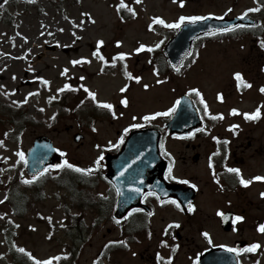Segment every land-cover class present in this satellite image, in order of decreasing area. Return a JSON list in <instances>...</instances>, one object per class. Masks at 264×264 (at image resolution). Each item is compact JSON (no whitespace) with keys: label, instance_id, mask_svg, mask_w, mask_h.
Listing matches in <instances>:
<instances>
[{"label":"rangeland","instance_id":"1","mask_svg":"<svg viewBox=\"0 0 264 264\" xmlns=\"http://www.w3.org/2000/svg\"><path fill=\"white\" fill-rule=\"evenodd\" d=\"M119 2L120 0H8L7 4L0 3L3 5L0 8V69H3L0 71V85H3L0 88V141H3L0 144V264H15L12 250L18 251L21 247L38 259L54 255L64 258L70 250L65 244L69 236L64 230L67 218L62 208L63 201L68 199V190L58 191L53 181L44 178L40 180L43 198L33 204L29 203L27 207L22 204V195L31 198L33 190L23 182V179L31 178L17 152L23 151L26 156L37 135L51 136L70 163L89 168L104 151V145H109V141L114 142L118 137L117 130L143 122L140 119L143 115L166 111L175 104L179 94L189 92L192 88L200 91L212 115L223 117L217 130L226 131L228 125L238 124L244 130L243 136L249 131V137L253 135L259 138L264 133V112H261L263 120L259 124L246 122L240 116L241 113L264 107V93L260 91L264 86V66L257 63L261 59L264 63V47H261L264 30L263 39L260 40L244 35L241 39L203 41V46L197 49L199 54L189 60L187 69L167 76L154 74V67L149 64L151 52L147 49L135 52L141 43L151 46L161 40L162 49L173 36L169 31H156L155 25L149 29L148 25L154 16H160L167 22H173L182 15L204 16L209 13L232 18L246 13L249 8L259 9L256 0H185L183 7L179 0H141L139 4L135 0H125L126 4L135 9L136 15L124 21L119 18L116 10ZM262 24L264 26V22ZM99 40L104 41L99 47V55H103L113 68L109 74L102 72L104 61L92 55ZM118 40L121 41L119 46L116 44ZM46 45H57L59 48L51 51ZM77 45L80 49L70 54L61 50L66 46ZM119 52L130 53L123 61L117 60L124 62L134 76L141 77L139 82L133 80L132 84L127 85V90L123 93L120 89L125 87L126 77L120 74L121 66L117 60L115 64L111 62ZM82 57L86 60L77 65L72 64L73 60ZM64 69L68 71L61 75ZM236 72L242 74L239 85L234 77ZM37 77H42L49 83L45 85ZM81 77L84 79H80ZM78 79L82 81L84 88L97 94V101L114 104L116 115L109 117L100 113L96 114L95 120H89L92 107L88 104L82 106L77 98L69 97L66 109L62 107L59 110L62 95L68 90H57L65 84L76 88L78 84L73 85L72 82ZM26 80L31 83L26 84ZM157 80L163 82L157 84ZM144 84L149 87L145 89ZM249 84L251 87L247 86ZM5 92H8L7 96L4 95ZM30 92L33 93L32 96L28 95ZM219 95L223 96L222 100L218 98ZM51 97L56 99H50ZM125 97L128 99L127 106L120 103ZM25 99L27 102L19 106L15 103ZM236 108L240 113L233 115L232 110ZM133 117L137 119L133 120ZM159 121L153 119L154 123L158 124ZM93 127L96 131L92 130ZM76 132L85 134L81 143L74 141ZM167 142V148L175 158L182 153H191L192 149H188L187 142L183 140L170 138ZM206 148L204 145L200 149L203 157L199 162L184 163L178 160L174 172L205 179ZM245 161L248 169L258 165L250 157ZM50 172L57 174L55 170ZM102 186L100 184L94 188V193L103 191ZM258 189L254 185L250 191L256 199ZM199 196L200 211L197 218L202 222L204 215L217 207L215 205H218L219 200L216 198L220 196L213 195L210 188ZM257 205L259 209L264 206V202ZM21 206L24 207V216L16 214ZM256 214L259 215L260 211ZM48 218H51L50 221ZM163 218L166 222L176 220L185 223L187 220L174 207L162 210L152 219L154 221L150 238L132 244L127 251L112 253L113 258L109 264H146L142 254L155 255V261L147 264H166L168 257L172 258L171 261L175 259V264H192L196 257L194 251L197 250L194 244L176 248L175 255L172 247L161 246L165 239L161 234L165 223ZM88 223L91 225V220ZM197 226L198 224L189 222L182 231L183 243H186L187 236L203 246ZM108 227H113V224L104 219L100 227L91 231L92 235L85 234L86 241L81 247L78 264H94L104 244L122 238V233L117 230L107 232ZM242 235L257 240L255 243L261 245L254 252L253 259L243 260L244 263L264 264V233L258 231L257 226L245 230ZM157 253L164 260H158Z\"/></svg>","mask_w":264,"mask_h":264},{"label":"flooded vegetation","instance_id":"2","mask_svg":"<svg viewBox=\"0 0 264 264\" xmlns=\"http://www.w3.org/2000/svg\"><path fill=\"white\" fill-rule=\"evenodd\" d=\"M260 61V60H259ZM257 61V63H259ZM254 63V62H252ZM264 102V101H262ZM264 107L260 108L261 112H264ZM243 119V118H242ZM244 120V119H243ZM263 117L260 116L258 119L255 120H244L248 121L251 124H259L262 122ZM168 122L167 118H164V124ZM211 124L214 125L212 128L213 131L210 133H203L201 131H194V135L187 136L185 138L186 141H188V145L186 146L188 149H192L191 153H182V155L178 158H174L172 156V153L169 152L168 149L164 148L162 149L163 153V160L165 161L166 171L164 173V180L172 184L173 182H182L184 180L190 181L189 184L185 185H191L195 184L198 188L197 197L195 199V203L193 205L195 206L194 211L188 212L186 216V222L180 225L179 228L173 226L172 228H167L169 224H176V220H168L167 222L162 219V221H165L163 227L161 228V234L164 235L165 238H175L177 237L179 240L182 239V234L180 233L181 237H178V233L180 231H184V229L189 225V222L193 224H198L197 230L199 234L200 241H202L203 246H200V243L196 242L194 238H189L186 236L185 241L186 243H180V245L183 246H192L194 244L195 248L197 249V252H201L204 249H208L209 247L217 246L220 244H223L227 247H233L237 245L238 241H241L242 239L247 241V246L251 243H253V240L247 237H243L242 233L247 229L255 228L257 224L262 222V219L264 218V206L257 209V204L261 205V202H264V197L261 196V193L264 192V181H253L252 184L245 187L239 184V178L234 173H229L227 171L228 167H236L241 169V175L245 179H251L253 176L260 175L264 176V141L262 139L264 138V133L259 137H254L253 135H250L248 132L245 136H243L244 130L239 127L238 124H230L226 128V131H220L218 129V122L215 121V118L211 120ZM237 125L238 127L233 129L232 126ZM129 125H126L124 128H128ZM143 127V126H142ZM255 127V126H254ZM117 130L116 133H118V137L112 142L113 144H116L119 141L120 136L124 137L123 143L118 144L117 147H109L105 148L103 151L104 159L101 162L102 167L101 175H102V182L101 185L103 188V199L105 200V211H107V218L108 222L113 224L114 230H120L121 223L124 222L125 228H132V231L135 232V235L139 236L141 233L142 228H147L149 232L153 230V217L157 216L159 213L162 212V210H168L170 207H174L180 212H182V208H177L176 205L172 204L170 201L173 199H165V203L162 205L160 204L161 198L159 196H142L141 200L144 206H133L129 208V211L133 208H140L143 209L142 212H135L131 216L126 215L127 219L125 217L120 220V223L117 224L114 219V213L116 212L117 203H118V192L117 190L119 188L127 190L128 195V184L133 183L135 186H139L141 188H149L150 185L157 186L158 183V176H157V169L158 166L155 163H149L150 165L143 164V168L146 170H138L137 172L130 171L131 169H134V166H130V163L127 162L126 165L118 166L117 165V157L116 155L120 153L124 142L127 138V136L130 134L131 130H134L136 128H129V131L125 133L123 130ZM253 129V128H252ZM258 129V128H254ZM213 137H216L217 139H213ZM199 141V142H197ZM203 141V142H201ZM227 141V143H225ZM246 141V142H245ZM195 142V143H194ZM194 143V144H193ZM165 144V143H164ZM206 145V150L208 151L207 154H204V157L206 158V173L207 176L205 179H201L197 176L190 175L189 178H187L185 175L183 177L178 174H174L173 169L177 165L176 161L180 160L184 163H188L189 161H195L199 162L203 155L202 151L200 149ZM219 150V151H218ZM218 151L217 155H213V153H216ZM167 152L169 155H165L164 153ZM199 154L198 159H194L195 154ZM209 157L212 158V167H209ZM252 158L258 162L257 166L252 167L251 169L247 168L246 165V159ZM169 166L172 168V176L176 177V179L172 178H166V173L168 172ZM262 166V167H261ZM126 171L129 172L132 177L130 181L128 182V176L124 177L126 175L121 176L120 172ZM119 171V172H118ZM128 173V174H129ZM143 175V176H142ZM121 177V178H120ZM139 177V178H138ZM143 178V184H140V179ZM219 181V182H217ZM204 184V185H203ZM210 187H205V186ZM256 185L259 189L257 191L256 197L253 194H250V191L252 190L253 186ZM210 188L211 192L215 196H220V198H216V200H219L218 205L216 208H213V211L207 212L203 217V210H202V217L203 220L197 218V213L200 211L198 207V197L199 195L204 193L206 189ZM120 190V189H119ZM105 197L107 199H105ZM163 200V199H162ZM259 200V201H258ZM137 199L134 198L131 200L132 204H135ZM234 212V217L236 215H242L245 219L243 221L237 222L235 225H233V229L230 231L225 230L222 227V217L218 215V212ZM256 211V212H255ZM260 211V214L257 215L256 213ZM255 212V213H254ZM151 213V215H149ZM110 215H112L110 217ZM263 217V218H262ZM118 225V226H117ZM167 229V231H165ZM235 229V230H234ZM204 232H208L209 236L211 238L212 243L208 242V238H205L203 236ZM152 233V232H151ZM228 235V236H227ZM145 239V238H144ZM143 239V240H144ZM190 239V241H189ZM165 244L168 245L169 242L165 240ZM190 244V245H189ZM170 246V244H169ZM246 246V247H247ZM195 252V251H194ZM154 255H149L146 257L144 254H142V258H144L146 261H153ZM245 257H250V255L246 252L240 253L239 261L243 260ZM171 264H174L172 262ZM240 264H242V261H240Z\"/></svg>","mask_w":264,"mask_h":264},{"label":"snow or ice","instance_id":"3","mask_svg":"<svg viewBox=\"0 0 264 264\" xmlns=\"http://www.w3.org/2000/svg\"><path fill=\"white\" fill-rule=\"evenodd\" d=\"M29 2H33V0H29ZM135 2L137 4H139L141 2V0H135ZM8 3V0H4V4H7ZM179 3H180V6L183 7L184 6V3H185V0H179ZM0 8H3V5L0 4ZM116 10L119 12L120 10H126L128 13H131L133 16L136 15V11L134 8L130 7L128 4L125 3V0H120L119 4L116 5ZM229 12L231 11V9L228 10ZM255 11H259L258 8H249L247 10V12H255ZM247 12L242 14V15H247ZM87 15V14H85ZM211 17V14H209V16H203V15H182L180 16L177 20H174L173 22H167L164 18L160 17V16H154L152 18V22L151 24L148 25L149 29H152V26L153 25H162L164 26L165 28H168V29H180L186 22L187 23H190V24H195L197 23L198 21H203V20H206V19H209ZM124 17L121 16V19H123ZM218 19H222V17H217ZM94 22V21H93ZM235 27H239V28H243V27H246L245 25H235V26H231V27H220V28H216L215 29V32L213 31H208V32H205V35H214L215 33H224V32H229L231 30H233V28ZM26 39V37H25ZM104 44V41L103 40H99L97 42V49L96 51H94L92 53L93 56H98V58L102 61H104L106 64L108 63L107 60H105L104 56L103 55H99V47L101 45ZM116 44L117 46H119L121 44V41H116ZM161 44H163V40H161L160 42L154 44V45H145L143 43L139 44V46L135 49V52L139 53L141 52L142 50L144 49H147V51L149 52H152L154 49H158L161 47ZM261 47H264V42H261ZM127 55H130V53H125V52H119L117 54L116 57H113L111 62L112 64H115L116 63V60L117 58L121 61H123L125 59V57ZM187 55L191 56L193 55L192 52H189L187 53ZM86 58H81L79 60H73L72 61V64L73 65H77V64H80L82 63L83 61H85ZM173 68L176 70V71H180V67L178 65H175L173 64L172 65ZM0 71H3V69H0ZM68 70L67 69H64V72L61 73V75H64ZM154 72H156L157 75H159V72L156 70V69H153ZM125 74L128 76L129 79H132V80H135L136 82H139L141 80V77L139 75H133L131 72H128L127 71V67L125 65ZM234 77H235V80L238 82V85L240 82H242V74L240 72H236L234 73ZM15 78V77H13ZM37 79H41L43 80V83L45 85H47L49 82L46 80V79H43L42 77H37ZM80 79H84V77H81ZM163 81L161 80H157L156 83L159 84V83H162ZM248 87H251V85H247ZM3 85H0V88H2ZM143 87L145 89H147L149 87L148 84H144ZM71 88V85L69 84H65L63 86V88L61 89H58L57 91H64L65 89H70ZM127 90V85H125V87H122L120 89V92H125ZM14 91V90H13ZM85 91L87 92V95L88 97H90L93 101H96V96L97 94L93 91H90L88 90L87 88H85ZM190 91V94H195L196 96L200 97V103L201 104H204V112L206 114H208V106L206 103H204V100H203V97L201 96V93L198 89L196 88H192L189 90ZM260 91L261 92H264V86H262L260 88ZM4 95H8V92H5ZM29 96H32L33 93H28ZM219 99H223V96L222 95H219L218 97ZM50 99H56V97H51ZM27 102V99L25 100H22V101H19V102H15L17 104V106H19V104H22V103H26ZM84 101H81V104H83ZM96 103L98 104V106L100 107H103L105 109H108V110H112L113 109V104L111 103H107V102H100V101H96ZM121 104H123L124 106H127L128 105V99L127 97L123 98L121 101H120ZM181 103L180 100H177L175 102V104H173L172 107H169L166 111H163V112H154V113H151V114H147V115H143L142 117H140V119H142L143 121H151L153 120L155 117H159V116H164V117H168V116H171L173 113L176 112L177 110V106ZM42 110V109H41ZM233 114H235L237 112L236 109H233L232 110ZM112 115L115 116L116 113L115 111L112 112ZM122 115V113H121ZM245 119H248V120H255V119H258L261 115V111L259 108H257L254 112H251V113H244L243 114ZM215 118V117H213ZM222 118V117H221ZM137 119V117H133V120ZM143 125L139 124V123H133L131 125H129L128 128H124V132L127 133L129 131V128H140L142 127ZM238 126L237 125H233L232 128L235 129L237 128ZM93 131H96L95 127H93L92 129ZM196 131H201V129H197ZM5 135H7V133H5ZM188 136H192L194 135V133L192 132H189L187 133ZM213 139H217L216 137H213ZM124 141V137L123 136H120L119 138V141L116 143V144H113L111 141L108 142L109 146L111 147H117L118 144L120 143H123ZM225 143H227V141H225ZM0 144H3V141H0ZM97 147H100L99 145H97ZM161 149L164 148V145L163 143H161L160 145ZM57 152L60 153L61 156H65L66 154L64 152H62L60 149H56ZM219 151V150H218ZM218 151L216 153H213V155H217L218 154ZM165 155H169V153L165 152L164 153ZM17 155L19 157V159L21 161H24V163H27V160L25 158V154L23 151H20V152H17ZM104 159V155L103 153H101L100 155H98L94 161V164L92 167H89V168H83V167H79L73 163H70L67 159H64L61 163H55V164H49L46 168H44L43 170L41 171H38L36 173H34L31 177V179H23V182L26 183V184H30L32 183L33 181H36L38 178L42 177L45 173H48L50 170H55V169H63V168H68V169H72L74 170L75 172H78V173H84V174H90L92 173L93 171L99 169L102 167V164L101 162L103 161ZM137 159H139V157H137ZM209 167L211 168L212 167V158L209 157ZM227 171L229 173H234L238 178H239V184L242 185V186H249L250 184L253 183V181H264V176H260V175H256V176H253L251 179H245L242 175H241V169L239 168H236V167H228L227 168ZM120 175L123 176L124 175V172L121 171L120 172ZM21 177L23 178V173H21ZM166 178H172V179H176V177L172 176V168L171 166H169V169H168V172L166 173ZM143 178L141 177L140 179V184H143ZM219 182V181H217ZM184 184H189L190 181L188 180H184L183 181ZM191 187L192 188H196L197 186L195 184H191ZM118 194L120 196H124L125 193L123 191H120L119 189L117 190ZM142 195V196H157V193L156 191L154 190H149L148 192H144L143 188L139 187V186H135V184L133 183H129L128 184V195L126 197V200H125V203H127L128 201H130L131 199L134 198L135 195ZM102 195V194H101ZM261 196L264 197V192L261 193ZM7 197H5L6 199ZM105 199H107L105 197ZM2 202V201H0ZM172 204L176 205L177 208H180V203L173 199L170 201ZM165 203V200H160V204H164ZM194 208L195 206L192 204L191 201L188 202L187 204V210L188 212H192L194 211ZM183 211V209H181ZM143 209H140V208H133L131 209L129 212H128V216H131L133 213L135 212H142ZM149 215H151V213H149ZM218 215H220L221 217H223L225 220L228 219V217H226L224 215L223 212H218ZM49 221L51 218H48ZM114 219H116L114 217ZM125 219H127V217H125ZM245 218L242 216V215H236L234 218H232V224L235 225L237 222L239 221H243ZM116 223L119 224L120 223V220L119 219H116ZM173 226L179 228L180 225L178 223L176 224H169L167 226V228H172ZM32 227V226H30ZM235 230V229H234ZM167 231V229L165 230ZM258 231H260L261 233H264V223H261L258 225ZM203 236L205 238H208V242L209 243H212L211 241V238L209 236V233L208 232H204L203 233ZM109 243H125L124 241H110ZM164 243V242H162ZM220 247L222 248H226V250L228 252H232V253H236L237 255L241 252H249V253H252V252H256L257 249H259L261 247V245L259 243H251L247 246V248H234V247H226L225 245H220ZM175 250V249H173ZM19 252L21 253H26V250L21 247L18 249ZM26 255L34 262V264H54V262H57V261H60L61 260V256L60 255H54V256H51L47 259H38L36 256H34L31 252H27ZM157 259L158 260H164V257L160 256L159 253H157ZM171 257H168V260L166 262V264H171ZM198 259V257H197Z\"/></svg>","mask_w":264,"mask_h":264},{"label":"water","instance_id":"4","mask_svg":"<svg viewBox=\"0 0 264 264\" xmlns=\"http://www.w3.org/2000/svg\"><path fill=\"white\" fill-rule=\"evenodd\" d=\"M239 22L249 23L250 20L245 17H236L232 20L225 18L218 19L211 15L209 19L198 21L195 24L187 23L180 28L177 36L167 45L166 51L169 53L172 62L178 65L181 59L189 53L195 37L199 36V34L215 31L216 28L220 27H231ZM180 101L181 103L178 105L179 110L173 115L172 120L167 125L171 133L181 134L188 132L190 128L201 123L198 118V110L194 106L192 98L183 96ZM82 137L83 134H76L75 140L79 142ZM160 137V132L152 128L134 131L127 139L123 150L119 153L117 165L122 166L129 162L130 166L135 167L130 170L131 174L138 170H141V172L142 170L148 171L142 166L149 162L152 163L159 158ZM56 149L53 145V140L49 136H38L27 153L26 170H28V173L32 176L34 173L46 168L49 164L61 163L63 158ZM123 172L125 175L126 171ZM184 191L185 189L181 186L175 185L172 195L178 197L184 205H187L189 201L186 198L190 196L188 198L193 199L195 196L190 190L185 193ZM216 251H220V249ZM200 264H237V261H235V257L232 254L229 255L225 252L215 254V251L209 250L201 256Z\"/></svg>","mask_w":264,"mask_h":264},{"label":"trees","instance_id":"5","mask_svg":"<svg viewBox=\"0 0 264 264\" xmlns=\"http://www.w3.org/2000/svg\"><path fill=\"white\" fill-rule=\"evenodd\" d=\"M72 169H68V168H63L61 169V175L55 176L57 185L61 188L62 186L65 185L63 180H69L70 178L74 179V181L77 183L78 187H82L83 186V181L81 179V175H83L84 173H78L75 172ZM101 179V178H99ZM69 182H71V180H69ZM78 189V188H76ZM72 192V191H71ZM88 197L85 196L84 194L82 196L79 197V201L84 203H87L88 201ZM75 203V201H73ZM104 201L101 198H95V199H90L89 200V206L93 209H100L103 206ZM78 205V204H77ZM14 260L16 261V264H28V260L26 259V257L24 255H15ZM72 260L68 261V260H64V261H60L59 264H72L71 262ZM73 264H77L76 260Z\"/></svg>","mask_w":264,"mask_h":264}]
</instances>
